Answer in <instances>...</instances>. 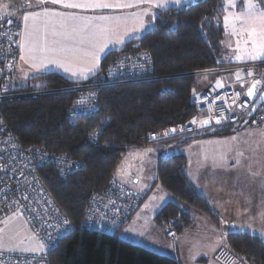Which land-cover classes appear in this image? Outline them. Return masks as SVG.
Masks as SVG:
<instances>
[{
  "label": "trees",
  "instance_id": "trees-1",
  "mask_svg": "<svg viewBox=\"0 0 264 264\" xmlns=\"http://www.w3.org/2000/svg\"><path fill=\"white\" fill-rule=\"evenodd\" d=\"M223 1L194 0L160 10L154 29L111 51L102 59L96 75L86 81L74 82L62 73L48 72L24 85H10L12 92L24 94L0 101V113L20 143L65 151L85 163L82 169L68 175L60 174L52 165L40 168L44 183L73 225L71 233L63 236L48 253L49 264H181L177 257L120 236V230L144 200L115 233L88 229L83 226V219L93 194L102 192L109 180L117 177L128 152L153 144L154 141L144 139L147 132L184 124L197 115L190 101L196 93L197 74L225 65L218 62L224 32L218 18ZM2 17L8 24L9 18ZM11 24L18 25L13 20ZM138 51L151 55L152 74L140 80L108 83L103 74L111 60L119 53ZM93 83L100 84L96 108L91 115L73 118L70 110L81 91L76 86ZM105 121L110 123L99 135L98 143L92 142L90 138L97 136ZM238 129L237 124H211L204 127L200 137H222ZM189 137L183 136L167 154L159 153L157 181L182 202L219 222L210 203L186 174L187 157L182 147ZM155 221L166 230L168 238L176 239L169 232L178 236L191 225L193 217L189 210L171 200L157 212ZM226 245L248 264H264V239L259 235L229 232Z\"/></svg>",
  "mask_w": 264,
  "mask_h": 264
},
{
  "label": "built area",
  "instance_id": "built-area-1",
  "mask_svg": "<svg viewBox=\"0 0 264 264\" xmlns=\"http://www.w3.org/2000/svg\"><path fill=\"white\" fill-rule=\"evenodd\" d=\"M19 1L25 4L30 2ZM18 33L19 24H7L0 13V101L24 94L12 92L10 87V75L19 51ZM140 65L143 67H139ZM153 69L154 62L149 53L123 52L111 60L103 75L108 83L140 80L150 76ZM249 71L252 73L251 76L248 75ZM205 72H216L219 76L239 73L241 79L212 84L192 94L190 101L195 105L197 115L184 124L147 132L144 136L146 141L170 140L193 134L200 128L201 120L204 118L215 123L217 118H220V123H217L220 125L241 123L264 128V101L250 115L254 104L264 92V61L229 64ZM257 80L260 83L256 86L255 94L249 97L247 91ZM99 85L93 83L76 86V89L81 91L76 96L74 105L77 101L84 100L85 107L93 111L98 103ZM90 93L94 95H89ZM93 105L94 107H91ZM194 119L196 123H192ZM45 153L49 155L42 162L41 157H44ZM43 165H52L60 174L68 175L82 169L85 163L65 151L49 150L37 144L22 145L8 130L0 113V222L9 213H20L39 242L57 245L61 239L58 238V234L65 236L62 232L66 227L64 222L67 221L72 229L73 225L44 183L40 174ZM143 200L144 194L141 191L114 176L102 192L93 194L84 215L83 226L115 233L128 222ZM169 236L175 238L177 234L170 231ZM50 251L33 253L1 250L0 264H49ZM214 259L219 264H248L227 245H221L216 249Z\"/></svg>",
  "mask_w": 264,
  "mask_h": 264
},
{
  "label": "crops",
  "instance_id": "crops-1",
  "mask_svg": "<svg viewBox=\"0 0 264 264\" xmlns=\"http://www.w3.org/2000/svg\"><path fill=\"white\" fill-rule=\"evenodd\" d=\"M194 1V0H187V3ZM132 2V0H130ZM187 3H183L185 5ZM2 4L10 5L9 8L12 12V15L17 19L15 21L14 17H8L10 20L15 21L20 26V32L18 36V45L19 51L17 54L16 62L14 65V69L12 74L10 75V83L24 85L30 79L36 78L42 74L48 72H59L67 76L68 78L72 79V76L69 73H65L62 69H57L52 66L49 67L47 71L41 72H34L31 67V62L27 60V52L21 50V43L24 42L23 33L25 31V25L23 21V17L29 13H40L39 16L33 18L29 16L28 25L32 27L33 25L40 30L39 34H43L45 28L49 33V40L53 39L51 33L53 30L56 31H64L61 24L59 23L60 18L55 16H45L43 13V9H51L56 12H63V13H75L76 15L80 16H99V15H128L130 16L132 13L140 11V9L148 7L147 4L139 5V7H132V8H125V9H71L65 8L62 4H52L46 3L44 5H37L36 0H30L28 4H24L22 2L16 0H10L4 2ZM223 8L221 10L220 24L223 27V38L221 40L220 46V54L218 55V62L229 65V64H239L244 62H251L249 61H230L229 58L235 60L234 57L237 54L235 51V42L228 41V37H232L229 34V31H226L224 26V16L227 15L226 12V0L223 1ZM180 5V6H182ZM171 7H178L176 5H170ZM245 5H242V0H237L235 10L236 12H240L241 8H244ZM264 7V6H262ZM161 9H154V11L158 12ZM145 21L151 20V15L146 16ZM94 23H103L102 21H94ZM134 26L132 20H129L126 25L121 26V30L123 27L131 28ZM146 32H142L140 36H142ZM58 39V37H56ZM87 47V45L83 46ZM123 47V46H122ZM122 47H117L115 50H119ZM114 50V51H115ZM233 50V52L231 51ZM25 56L26 59L22 60L21 56ZM87 58L81 59L80 63H85ZM264 60V59H262ZM261 61V60H257ZM102 62V60H101ZM100 62V67H101ZM224 65V66H225ZM100 70V68H99ZM210 74V72H209ZM218 73H211L206 81L204 82L203 86H197L194 88V92H200L212 84H218L217 81L221 82H229L236 79L235 74L227 73L223 75H217ZM83 81V80H82ZM20 82V83H18ZM207 119V118H204ZM202 119V121L204 120ZM211 125V124H210ZM209 124L206 125L210 126ZM246 127V126H245ZM249 127V126H248ZM255 127V126H253ZM263 129V127H261ZM204 127L200 126V128L196 131V134L188 135L190 136L189 142L182 147L183 152L186 154L187 157V166H186V174L192 184L196 187V189L207 199L210 203L213 211L217 214L219 218V222L212 221L206 214L204 218L199 214V210L195 208H184L190 211L193 222L191 225L185 229L182 233L178 234L174 243L172 245L168 244L164 237L166 236V230L160 226L156 221H154L157 212L164 206L156 208L153 215V222L155 226H149V236L147 237L146 243L134 242L132 239L129 240L125 235L124 239L144 245L152 250L149 243L159 246L160 253H164L167 255H171L177 257L181 264H219L214 259V253L216 249L221 245H226V236L229 232L237 231V232H249L259 235L264 239V185L261 187L246 188L241 183V186L238 185V176H237V169L238 164L237 161L232 160L230 158L227 160V150L223 151L222 148L228 147V142L222 137H200L203 133L201 132ZM244 129V125L238 129L239 131ZM255 133V132H253ZM259 135L264 136V132L259 133ZM186 137V136H185ZM182 138V137H180ZM224 139V140H223ZM177 144L175 140H163V141H154L153 145L156 148V156H155V163L152 166V172L150 173L153 177L152 185L150 186L151 180L148 179L149 176L141 175L135 168L138 162L137 155H131L130 153L133 151H137L142 149V147H137L131 149L128 154L129 157L126 155L123 162L119 166L116 175L117 177L122 180L123 182L129 184L130 186L134 187L135 189L141 191L145 194V199L140 208L136 211V213L132 216L130 221L126 223L120 232L123 231L124 228L126 229H136L138 224H140L142 212L140 211L144 206L145 210L148 208L149 204H147L149 195L152 190L158 189V185L161 184L157 181V159L159 153H168L173 150V147ZM145 147V146H143ZM222 153V155H221ZM128 157V158H127ZM125 161V162H124ZM234 162V163H231ZM125 163V164H124ZM130 164H133L131 167ZM230 164L231 167H230ZM253 177V176H252ZM255 179V178H253ZM264 183V182H263ZM174 201L173 198H169V201ZM168 202V201H167ZM179 203V202H178ZM166 204V203H165ZM180 204V203H179ZM182 206V204H180ZM183 207V206H182ZM198 212H196L195 210ZM21 215V214H20ZM241 218L240 221L234 222L235 219ZM243 218L245 221L243 222ZM208 219V220H207ZM9 221L6 220V217L0 222V234H5L6 229L8 228ZM29 225V224H28ZM235 225V227H232ZM217 227L216 229L214 227ZM221 230L218 231L221 227ZM30 227V226H29ZM243 227L244 231H240L239 229ZM214 236L216 238V244L213 247L209 248L207 245H204V240L206 238L202 237L205 235ZM168 238V237H167ZM1 239V238H0ZM37 239V238H36ZM38 241V239H37ZM4 242V240H3ZM39 242V241H38ZM1 246H7L2 244ZM5 247H0L1 250H10L14 249L10 247L9 249H4ZM165 250V251H164ZM30 252V251H25Z\"/></svg>",
  "mask_w": 264,
  "mask_h": 264
},
{
  "label": "snow or ice",
  "instance_id": "snow-or-ice-1",
  "mask_svg": "<svg viewBox=\"0 0 264 264\" xmlns=\"http://www.w3.org/2000/svg\"><path fill=\"white\" fill-rule=\"evenodd\" d=\"M232 6H236V0H226ZM245 9L240 13L232 12L224 16V26L229 34L236 37V55L237 61H257L264 59V0H244ZM37 5L46 3L62 4L65 8L71 9H125L139 7V5L147 4L148 7L140 9V11L128 15H99V16H80L75 13L56 12L51 9L44 8L45 16L59 17V23L64 31L53 30L49 40V33L45 28L43 34H39L40 30L34 25L29 27V16L33 18L40 13H29L24 15L23 21L25 31L23 33L24 42L20 47L22 51H26L27 60L31 62L34 72L47 71L50 66L62 69L65 73H69L73 81H86L91 76H95L99 71L100 62L106 59L107 55L114 51L118 46L122 47L135 39L140 38L142 32H147L155 27V21L159 13L154 9L167 10L170 5L180 6L187 3V0H36ZM4 8L10 5H0ZM10 15V13L8 14ZM151 15V20L145 21V17ZM132 20L134 26L131 28L121 26L126 25ZM94 21H102L103 23H94ZM8 23L12 21L9 19ZM58 37V39L56 38ZM87 45V47H83ZM147 54L145 53V56ZM87 58L85 63L79 61ZM25 60V56H21ZM139 67H143L140 65ZM55 74V73H50ZM251 76V71L248 72ZM237 80L241 79L239 73L236 74ZM219 84L220 82L217 81ZM260 81L253 82L248 89L249 97L255 94V89ZM222 86V85H221ZM89 95H94L90 93ZM91 107H94L91 106ZM88 107H85L84 100L77 101L76 105L70 110V115L75 118L78 115H91ZM110 121L102 123L98 130L97 136L90 138L92 142L98 143V137L103 133L104 127ZM192 123H196L195 119ZM203 124H208V120H204ZM220 123V118H217ZM182 130V129H181ZM174 132L175 129H172ZM147 151H151L148 149ZM48 153L41 157V161L48 156ZM56 159V158H54ZM78 166V165H77ZM66 227L62 230L63 235H68L73 230L67 221L64 222ZM232 227H235L233 225ZM240 231H244L241 227ZM58 238H63L58 234ZM51 241V235H49ZM57 245L55 243L45 244L38 242L36 246L23 249L33 253H46L54 250Z\"/></svg>",
  "mask_w": 264,
  "mask_h": 264
},
{
  "label": "rangeland",
  "instance_id": "rangeland-1",
  "mask_svg": "<svg viewBox=\"0 0 264 264\" xmlns=\"http://www.w3.org/2000/svg\"><path fill=\"white\" fill-rule=\"evenodd\" d=\"M237 2V0H236ZM0 5H4L1 3L0 1ZM242 5H245L244 0H242ZM246 6V5H245ZM264 6V5H262ZM244 8L240 9V12L242 10H244ZM226 12L227 15H229L232 12H236L235 7L230 6L227 2H226ZM240 12H236V13H240ZM0 13L1 15H3L5 18L8 17H14L12 15V12L9 8H4L2 6H0ZM10 13V15H8ZM15 21H17V19L14 17ZM228 41L231 42H235L236 41V37L232 36V37H228ZM236 47V46H235ZM233 52V50H231ZM230 61H236V60H232L231 58H229ZM264 61V60H261ZM252 62V61H251ZM211 73H215L216 72H202V73H198L196 76V84L195 87L199 86L202 87L204 82L206 81V79L211 76ZM20 83V82H18ZM15 87L19 86L18 84H14ZM204 120H208L209 121V125L210 124H217L213 121H211L210 119H204ZM203 120V121H204ZM201 120V126L205 127L208 124H203V122ZM238 126H242L241 123L237 124ZM246 126V127H245ZM249 126V127H248ZM255 132V133H253ZM264 132V128L262 129L261 127H253L250 126L249 124H245L244 125V129L242 130H235L233 133H230L228 135H225L223 138L226 140V142H228V147L227 148H222L223 151L226 149L227 151V160L230 158V161L235 160L237 161L238 164V169H237V176H238V185L241 186V183H244L243 185L246 188H252L254 186L255 187H261L262 185H264V136L259 135V133ZM193 134H196V132H194ZM193 134H190L191 136ZM183 138L180 137H176L173 138L172 140H175L177 142H181ZM223 139V140H224ZM148 149H151V151H147ZM156 148L153 145H149V146H145L142 147V149H139L137 151H133L130 154L131 155H137L136 157L138 158V162L136 165V169L139 173H141V175H145V176H149L151 175L150 173L152 172V166H154L155 163V156H156ZM222 155V153H221ZM127 156L129 157V154H127ZM127 157V158H128ZM125 162V161H124ZM234 163V162H231ZM125 164V163H124ZM232 164H230L231 167ZM130 166L132 167L133 164H130ZM155 177H156V173ZM253 176V177H252ZM255 178V179H253ZM151 180L150 182V186L152 185V180L153 177L152 175L149 176V178ZM149 198L147 201V204H149L148 208L145 210L144 206L142 207V209L140 210L142 212V217H141V221L140 224H138V226H136V229L130 228V229H126L124 228L122 232H120V236L121 237H127L129 240H133L134 242H139L141 241L142 243H146L147 241V237L149 236V226H155L154 222H153V215L152 213H154V211H156V208L158 207H162L165 203H167V201H169V198H173L174 201L179 202L180 204H182V208H192L190 207L188 204L182 202L178 197L174 196L173 194H171L170 192H168L161 184L158 185V189L152 190L151 192H149ZM193 209V208H192ZM195 210V209H194ZM196 212H198L197 210H195ZM199 214H201V216H203L204 218L205 215L203 213H201L199 211ZM6 220L9 221L8 223V228L6 229L5 234H0V247H5L4 249H9L10 247L14 248L11 249L12 251H24L23 249L26 248H31L37 245L38 241L35 237V235L33 234L31 228L29 227L26 219L20 215V213L17 212H13V213H9L6 216ZM208 220V219H207ZM241 218L239 219H235L234 222H238L240 221ZM155 221V219H154ZM245 221V219L243 218V222ZM215 229L217 228L216 226L214 227ZM223 227H221L219 230H221ZM217 230V229H216ZM125 235V236H124ZM204 238H206L204 240V245H207L209 248L213 247V245L216 244V241L214 238V236L210 235H205L202 236ZM4 240V242H3ZM164 240L172 245L174 243L173 239L164 237ZM2 244H5L9 247L6 248V246H1ZM137 244V243H136ZM141 245V244H139ZM150 247H152L153 249H156L154 251L159 252L160 247L159 246H155L151 243H149ZM144 246V245H142ZM146 247V246H145ZM148 248V247H147ZM150 249V248H149ZM10 251V250H8ZM165 251V250H164ZM25 252V251H24Z\"/></svg>",
  "mask_w": 264,
  "mask_h": 264
},
{
  "label": "water",
  "instance_id": "water-1",
  "mask_svg": "<svg viewBox=\"0 0 264 264\" xmlns=\"http://www.w3.org/2000/svg\"><path fill=\"white\" fill-rule=\"evenodd\" d=\"M12 21V20H11ZM9 24V23H8ZM138 46V44H137ZM264 101V92L261 94V96L258 98V100L256 101V103L254 104L252 110L250 111V115H252L255 110L258 108V106Z\"/></svg>",
  "mask_w": 264,
  "mask_h": 264
}]
</instances>
